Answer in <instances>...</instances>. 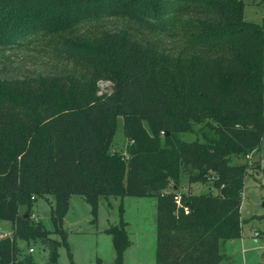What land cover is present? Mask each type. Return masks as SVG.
<instances>
[{
	"label": "trees",
	"instance_id": "1",
	"mask_svg": "<svg viewBox=\"0 0 264 264\" xmlns=\"http://www.w3.org/2000/svg\"><path fill=\"white\" fill-rule=\"evenodd\" d=\"M244 7L245 0H0V51L49 35L66 66L0 74V222L13 229L0 240V264H38L17 244L51 240L32 220L34 202L52 195L58 224L73 193L94 216L102 197L155 196L156 264H219L226 241L242 231L248 165L231 161L264 138V22L245 20ZM114 18L128 24L102 28ZM170 31L184 35L171 51L157 36ZM104 81L112 93L102 92ZM118 116L126 153L112 150ZM195 183L210 190L194 193ZM110 231L120 257L126 234ZM45 264H58L57 251Z\"/></svg>",
	"mask_w": 264,
	"mask_h": 264
},
{
	"label": "rangeland",
	"instance_id": "2",
	"mask_svg": "<svg viewBox=\"0 0 264 264\" xmlns=\"http://www.w3.org/2000/svg\"><path fill=\"white\" fill-rule=\"evenodd\" d=\"M185 15V14H184ZM244 19L262 24L264 22V0H245ZM126 20L114 18L104 22L102 28L124 27ZM92 26L91 28H93ZM98 30L101 24L95 25ZM159 33L161 46L176 50L183 43L181 31ZM53 36H40L32 42L14 49L0 51V74L24 77L37 72H59L65 63L55 54ZM70 67V65H69ZM100 83L102 90L109 91L112 84ZM183 139L195 137L192 132L181 133ZM128 139L124 129V119L117 117L112 150L126 153ZM246 162L248 165L242 189L240 237L232 238L224 244V256L219 264H264V138L257 150L245 157L233 158L231 164ZM183 184L179 192H186ZM211 183H195L192 192L210 190ZM216 191L213 190V193ZM55 205L52 195L38 197L34 202L32 220L41 221L47 230L46 241L56 244L58 264H156L157 248V205L155 196H116L99 201L97 215L92 206L80 194H71L70 206L62 213L56 224L51 206ZM21 212L27 210L21 206ZM113 227L124 229L127 245L119 257L114 244ZM12 224L0 222V240L12 235ZM23 254H32L38 264H45L49 257L47 245L42 240L26 242L17 239ZM35 251L29 252L30 248Z\"/></svg>",
	"mask_w": 264,
	"mask_h": 264
},
{
	"label": "water",
	"instance_id": "3",
	"mask_svg": "<svg viewBox=\"0 0 264 264\" xmlns=\"http://www.w3.org/2000/svg\"><path fill=\"white\" fill-rule=\"evenodd\" d=\"M112 91L113 89H111L109 93H112ZM263 206H264V202H263ZM42 243L47 245L48 250H49V256H52L56 251V246L54 245V243H52L51 241H46V239H43Z\"/></svg>",
	"mask_w": 264,
	"mask_h": 264
},
{
	"label": "built area",
	"instance_id": "4",
	"mask_svg": "<svg viewBox=\"0 0 264 264\" xmlns=\"http://www.w3.org/2000/svg\"><path fill=\"white\" fill-rule=\"evenodd\" d=\"M101 83H102V82H101ZM104 83H107V82H106V81H104ZM110 90H111V89H110ZM110 90H109V91H110ZM103 91H105V90H102V92H103ZM109 91H108V92H109ZM34 251H35V249H34V248H32V247L29 249V252H32V253H33Z\"/></svg>",
	"mask_w": 264,
	"mask_h": 264
},
{
	"label": "crops",
	"instance_id": "5",
	"mask_svg": "<svg viewBox=\"0 0 264 264\" xmlns=\"http://www.w3.org/2000/svg\"><path fill=\"white\" fill-rule=\"evenodd\" d=\"M3 222H7V221H3Z\"/></svg>",
	"mask_w": 264,
	"mask_h": 264
}]
</instances>
